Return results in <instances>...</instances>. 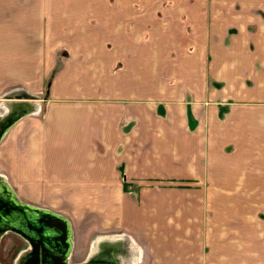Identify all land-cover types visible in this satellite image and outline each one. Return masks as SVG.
I'll return each mask as SVG.
<instances>
[{
	"label": "crops",
	"instance_id": "1",
	"mask_svg": "<svg viewBox=\"0 0 264 264\" xmlns=\"http://www.w3.org/2000/svg\"><path fill=\"white\" fill-rule=\"evenodd\" d=\"M0 102L34 264H264V0H0Z\"/></svg>",
	"mask_w": 264,
	"mask_h": 264
},
{
	"label": "water",
	"instance_id": "2",
	"mask_svg": "<svg viewBox=\"0 0 264 264\" xmlns=\"http://www.w3.org/2000/svg\"><path fill=\"white\" fill-rule=\"evenodd\" d=\"M14 117L11 114L7 118L8 123ZM6 229L17 233L37 247L38 254L33 255L35 261L39 259V251H46L45 254L49 258L55 259L59 255H65L67 250L62 222L47 211L14 201L9 191L0 187V236ZM55 264L62 263L58 261Z\"/></svg>",
	"mask_w": 264,
	"mask_h": 264
},
{
	"label": "rangeland",
	"instance_id": "3",
	"mask_svg": "<svg viewBox=\"0 0 264 264\" xmlns=\"http://www.w3.org/2000/svg\"><path fill=\"white\" fill-rule=\"evenodd\" d=\"M13 104L14 106H12V111L10 115L14 113L15 110H13V108L15 109L16 108L15 105L18 103L14 102ZM1 105L2 103L0 102V106ZM5 112H6V109L4 110L0 109V115H1L0 119L4 118L3 116ZM8 117L9 116H7L5 119H2L3 127L1 128H4L5 125L8 123L7 121ZM38 201L40 202L39 199ZM24 250H25V244L18 237L11 235V234L5 235L2 238V241L0 243V262L1 264H14L16 259L21 255V252ZM19 253L20 255H18Z\"/></svg>",
	"mask_w": 264,
	"mask_h": 264
},
{
	"label": "flooded vegetation",
	"instance_id": "4",
	"mask_svg": "<svg viewBox=\"0 0 264 264\" xmlns=\"http://www.w3.org/2000/svg\"><path fill=\"white\" fill-rule=\"evenodd\" d=\"M8 234H11V235H14L16 237H19L20 239H22V242H24V244H25V250L21 252V255H20V253L18 254L20 256L16 259L14 264H34L35 263L34 262L35 259H34L33 255L35 254L34 251H38L37 247L33 243L27 241L26 239H24L23 237H21L17 233L10 231L9 229H6L3 232V234H1L0 243L2 241V238L5 235H8ZM0 264H1V262H0Z\"/></svg>",
	"mask_w": 264,
	"mask_h": 264
},
{
	"label": "bare ground",
	"instance_id": "5",
	"mask_svg": "<svg viewBox=\"0 0 264 264\" xmlns=\"http://www.w3.org/2000/svg\"><path fill=\"white\" fill-rule=\"evenodd\" d=\"M104 245V244H103ZM107 246V245H106ZM107 250H108V248H107ZM110 250V249H109Z\"/></svg>",
	"mask_w": 264,
	"mask_h": 264
}]
</instances>
